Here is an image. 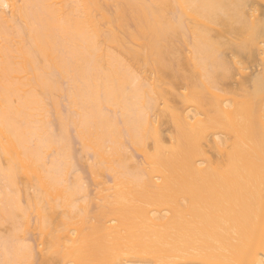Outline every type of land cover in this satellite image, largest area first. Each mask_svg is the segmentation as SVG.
<instances>
[{
	"label": "bare ground",
	"instance_id": "6f19581e",
	"mask_svg": "<svg viewBox=\"0 0 264 264\" xmlns=\"http://www.w3.org/2000/svg\"><path fill=\"white\" fill-rule=\"evenodd\" d=\"M260 4L0 0V264H264Z\"/></svg>",
	"mask_w": 264,
	"mask_h": 264
},
{
	"label": "rangeland",
	"instance_id": "374dc122",
	"mask_svg": "<svg viewBox=\"0 0 264 264\" xmlns=\"http://www.w3.org/2000/svg\"><path fill=\"white\" fill-rule=\"evenodd\" d=\"M261 7V8H260ZM260 10H261V12H264V4H260ZM41 44H42V46L41 47H43V43L41 42ZM43 49V48H42ZM244 61V63H246L247 65H249V66H251V68H250V72H253V71H256L257 69H260V66H259V62H258V59H244L243 60ZM243 81V79L241 80H239L238 82L237 81H234V82H232L231 84H233L234 86H236L238 83H240V82H242ZM30 109H32V111H33V106L32 107H30ZM31 111V113L29 114V117H32L33 118V116H34V111L32 112ZM165 128H167V126L165 127ZM138 158H137V160H140V157L139 156H137ZM89 190H90V192H91V194H92V192H93V190H94V187H92V186H90V188H89Z\"/></svg>",
	"mask_w": 264,
	"mask_h": 264
}]
</instances>
